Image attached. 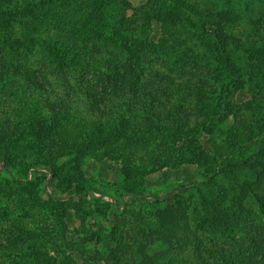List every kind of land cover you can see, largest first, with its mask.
Segmentation results:
<instances>
[{
  "label": "rangeland",
  "instance_id": "obj_1",
  "mask_svg": "<svg viewBox=\"0 0 264 264\" xmlns=\"http://www.w3.org/2000/svg\"><path fill=\"white\" fill-rule=\"evenodd\" d=\"M127 38L173 89L153 118L109 90ZM263 82L264 0H0V264H147L169 241L161 264H198L202 160L243 133L264 150ZM216 179L256 233L241 174Z\"/></svg>",
  "mask_w": 264,
  "mask_h": 264
},
{
  "label": "trees",
  "instance_id": "obj_2",
  "mask_svg": "<svg viewBox=\"0 0 264 264\" xmlns=\"http://www.w3.org/2000/svg\"><path fill=\"white\" fill-rule=\"evenodd\" d=\"M23 10H25L22 11L23 15L32 12V9H26V7ZM186 11L187 9L184 7L178 9V16L183 23L189 20ZM141 42V46L133 47L127 44L128 38L124 39L123 46H127L128 56L124 61L119 60V64L106 76L109 90H112L114 94L130 95L134 102L140 103L146 108L147 116L153 118L158 116L157 113L164 109L163 105L157 104V98L165 93L167 98L171 97L173 89L170 87V81L165 79L164 73L149 67V58L144 53L146 42ZM150 65L152 64L150 63ZM85 81L92 89V80L86 78ZM83 84L81 85L83 86ZM260 90H264V82L260 85ZM176 124L177 122L175 126ZM236 136L238 137L235 138L236 142L229 145L230 149L225 151L220 159L219 157H212L202 160V183L195 187L196 191L201 194L202 209L196 208L200 212L193 219L195 226L192 232V244L195 252L199 255L202 252L203 240L210 241L213 246L207 248L205 252H208L209 256L202 259L198 264H264V171L260 170L252 175L251 171H247L249 173L245 171L246 165L255 166L251 164L252 159L259 158V156L263 157L264 150L258 149L263 138L257 134L249 135L245 133ZM220 174L225 176L241 174V186L246 193L251 194L250 205L254 204L256 210V213H254L258 220V231L256 233L247 231L237 233L240 236L236 237V233L232 232V228L237 226V216L233 214L235 212L230 209L232 207L229 205V200L232 202L234 192H231L230 189L226 191L218 190L219 183L216 177ZM127 191L133 192V188L130 187ZM215 193L216 197H214ZM106 205L109 204L106 203ZM248 218L251 219L252 215ZM252 226L254 224H250L249 227ZM200 234L205 238H201ZM245 241L251 246L250 248H258L260 251L258 255L253 256L250 254V249H248L249 252L243 250L245 244L240 242ZM169 243L167 249L156 250L151 256H147V264H161L158 261L159 258L161 260L170 259L182 248V246L172 243V241H169ZM145 253L147 254L146 250ZM96 258L103 260L106 264H111L101 254L96 255Z\"/></svg>",
  "mask_w": 264,
  "mask_h": 264
}]
</instances>
